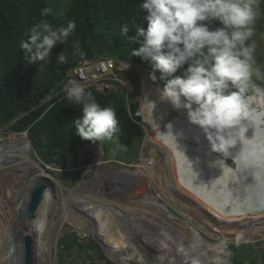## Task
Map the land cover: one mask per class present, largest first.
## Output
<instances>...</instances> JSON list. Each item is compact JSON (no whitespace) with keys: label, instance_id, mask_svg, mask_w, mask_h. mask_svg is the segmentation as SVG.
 <instances>
[{"label":"clouds","instance_id":"clouds-1","mask_svg":"<svg viewBox=\"0 0 264 264\" xmlns=\"http://www.w3.org/2000/svg\"><path fill=\"white\" fill-rule=\"evenodd\" d=\"M262 2L141 0L139 9L148 13L147 30L136 27L133 40L140 47L130 53L150 62V79L156 81L159 73V80L165 81L161 99L176 110L186 111L189 122L204 133L211 152L227 158L230 149L238 142L242 144V151L233 161L241 170L257 167L247 157L244 145L253 138L246 139L245 133L264 123V67L256 59L254 39L257 21L264 18ZM52 14L51 7L40 11L41 17ZM76 29L75 20L55 26L40 19L27 30L26 39L19 41V48L32 59L47 63L53 48L68 43ZM128 30L125 24L121 34ZM72 49L74 57L83 56L78 41L72 44ZM65 60L62 53L58 62ZM66 100L82 110V118L74 121L76 135L93 143L115 141L119 122L113 106H102L93 92L79 83L67 88ZM159 136L170 137L177 154L183 155L192 168L183 152L177 150L170 125L169 131L166 134L159 131ZM215 164L223 174L233 172L224 160ZM253 175L256 184L264 186L261 174ZM192 231L193 240L186 248L181 246L186 264H205L200 251L205 241L196 229ZM242 241L247 243L243 233H238L232 242L219 238L208 245L215 252L211 264H231L233 252L229 245L234 243L238 247Z\"/></svg>","mask_w":264,"mask_h":264},{"label":"rangeland","instance_id":"rangeland-1","mask_svg":"<svg viewBox=\"0 0 264 264\" xmlns=\"http://www.w3.org/2000/svg\"><path fill=\"white\" fill-rule=\"evenodd\" d=\"M68 1L70 0H59V2H54L52 6L56 7L59 5V12H64L66 9L65 5ZM261 7L262 9H264V2L261 3ZM254 39L257 44L256 59L259 64L264 67V18L257 21L256 34L254 36ZM98 58L99 57L84 59L80 61L75 67L83 65L84 63H91ZM116 62H118L117 65H120L119 63H123L125 66L129 65V63L126 62L117 60ZM71 70L69 71L67 79H69ZM120 70L123 71L119 73ZM119 71L116 72V75L122 81L127 82L126 85L128 86V90L127 87L124 86V84L122 86L120 85L121 87H117V89H124L126 93V99L129 98V102H131V104H136L137 110L141 114L143 120V122H140V124L143 129H146V135L144 134L142 140L139 143L134 142L133 146L127 150L118 147L119 144L114 143L113 146L110 147L108 154H105L102 148V143L88 144L89 146H99L102 152L101 154L103 165L100 168L91 167V164H93L94 161L92 159L91 152L89 151V149H87L88 145H86L73 157L74 159L71 164L72 169L70 167V169L68 170L61 169L59 166H55V164L48 165L44 163V161L39 158L34 149L32 150L31 148V159L33 160V162H36V164L38 163L39 166L41 165L40 162L45 164L47 174H45L44 172L43 173L48 177L50 176L49 178L53 179V181L58 182L63 189V191H56L54 183H47V191L49 193V196L46 199V202L42 204L45 210L46 218L43 217L42 219H37L36 221L27 220L28 216L32 212L30 204L28 203V193L30 192L29 189L31 187L37 186V184L39 183L38 180H43L44 183H46L48 180L36 179V182L35 179H33L37 174V170L35 169H28L25 174H20L21 172L9 173V171L7 170L0 169V190H2L4 187L3 183H10L14 184V189H19V192L21 194L28 195V199L26 202L28 203L29 209L25 208L23 214L16 215L17 222L21 223L23 226L28 221H34L27 226L26 230H24L27 233H34L30 229V226L36 224V227H38L37 222H41L42 229L36 230V233H34L37 241L36 254H39V257H37L39 262L37 264L43 263V255L38 243L39 241H42L43 234L45 233L43 231V228L47 225L45 224V219L49 221L50 218L53 219L52 226H54L56 232L55 235H57L54 245L51 247V256L49 257L52 259L53 264H58V255H61V253L64 264H91L90 261L86 259L87 254L91 255L94 258L95 264H117L116 261L106 255L107 253L104 251L103 246L99 244L95 237H92L91 235L87 236L84 233L81 234V232H87L88 227H90V231H92L93 228L97 227V231L102 233L103 238L108 239V245L112 247L114 246L113 252L116 255H118L117 246L121 248V253L125 257H128L130 254H132V252H137L139 258L136 257L135 259H128V264H164V262H167L166 260L170 259V257H174L173 254L176 253V251L181 252V247H179L177 243L184 242V240L180 239L178 241V237H180L179 234H182V232H174L173 230H176L175 226H171L170 224H168L167 219L162 216H160L161 218L159 217V215L157 214V210L150 208V198L153 197H157L156 202L167 208L169 213L173 215L176 220L183 221L185 224L191 227V229H196V231L199 232L200 236L204 238L208 243L214 244L217 239L222 238V232L217 229L208 227L199 218L194 217L190 212L187 211L188 208H191V205H189V203H187L186 201L173 202L171 197L165 192V188L170 182V179L167 178L168 176L165 175V169L166 167H168L166 164H168V161L165 160L164 151L161 152L156 148L158 147V145L155 142L160 144L165 150L168 149L166 147V145H168L167 143H165L164 141L160 142L158 140L157 133H159L160 131L161 133L166 134L169 130L168 126L171 123L170 121L167 122L168 125L166 122L162 123L164 122L162 121L164 119L163 116H161V119H159V117L154 118L152 109L149 106H144L141 102V95L144 91V85H142L143 77L147 76L146 78L149 79L150 83L157 86L158 84L150 79V75L145 70H143V68L133 66L127 69H123L122 67H119ZM91 87L93 89L100 88V86L97 88H95L94 86ZM160 88L163 89L164 87ZM117 89L116 92H118ZM127 106L128 104H126V108ZM172 115L173 114H171L169 118L172 117ZM162 124L163 126L167 125V129L161 127L156 128L157 125L161 126ZM0 128L3 127L0 126ZM159 138H165L166 140L169 137L159 136ZM166 141L169 142L168 140ZM19 142L22 141H15V144L19 146ZM14 149L16 148L13 147V150ZM170 152L171 159H169V161L173 159V163L174 165H176V152L174 150H171ZM2 161L3 158L1 162ZM181 166L183 168L185 165L181 163ZM106 167H112L114 169H122L126 167L128 171H134V173L124 172L125 179H123L120 184L115 185L111 182L110 174L106 171ZM138 167L142 171V174H138L137 176H135ZM185 167L186 169L183 168V171H180L178 178L182 176L183 178L189 179V181L193 179V182H195L196 179H194V176L192 174H190L192 179L188 178V174L192 172L190 170V166L186 165ZM86 168H88V170ZM83 169L87 171L84 174H82ZM175 169V172H177V167H175ZM63 171H77L79 175L77 178H71L68 181L67 179L60 178V172ZM175 172L173 173L176 176L177 173ZM37 175L40 176L41 173ZM68 176L71 177L70 174ZM80 176H82L83 179ZM80 179L82 180V182L80 185H78L79 181H81ZM33 180L34 183L32 185L30 184L31 187H28L27 183H32ZM217 183L218 182H216V184ZM173 184H177L178 186H180V181H175L173 182ZM76 185H78L79 187L77 189H74ZM50 186L53 187L51 188ZM71 189L74 190H72V192H69ZM160 191H163L164 193H161ZM172 192L173 194L176 193L177 197L181 198L179 196L180 193L176 191L175 186L172 187ZM83 195H93V198H90L89 200H81V196ZM95 195L101 197H96ZM191 196L192 198H194L193 200L199 202L200 204H203L205 210L214 213L215 215H217V217L221 216V214L218 213L212 206L206 204L194 195ZM105 199L109 200L111 204H114V201H117L118 203L119 201H121V203L124 205L125 212L127 211L126 213L130 214L131 212H134L130 215H125V218L121 215L120 219H116L117 227H114V230L112 231H110L112 229V221H114V219L120 215L119 213H121V211L118 209L119 207H107L105 203L99 202V200L103 201ZM84 200L85 202L90 201V203L85 204V202H83ZM85 207H87L88 209H86ZM37 211L38 210H35L34 213H36ZM222 214L224 218L256 215L248 214L229 216L226 215L227 211ZM201 216L207 219L211 224H217L216 219L208 217L203 213H201ZM22 217L24 218L22 219ZM220 221L221 223H223V227H225L223 229V236L230 242L234 241L235 236L238 233H243L242 231L246 229L242 227L243 229L241 231V229L236 228V230L238 231H235L232 230V226H225V220ZM225 223L227 224L228 221H226ZM79 228H81V232ZM70 233H75L78 237L79 242L81 243H92L97 248L101 258H98L97 255L92 251V249L84 248L79 250L76 247H72V249L69 251L62 250L61 246L59 245V241L64 235L70 236ZM21 235L22 234H19L20 237ZM243 235L247 240V243H244L242 241L238 247L235 246L234 243H230L229 245L233 252V256L231 257V264H264V225L261 229L258 230L257 234L251 231L246 234L243 233ZM19 236L15 237L16 239H18V241L20 239ZM119 236H122L125 240L123 239L121 241L120 238H118ZM122 249H125V251L122 252ZM68 253L71 255L70 257L66 256ZM158 253H161V256L163 257L162 260L157 257ZM179 257L180 255H176V257H174V263L181 264V261H179L178 259Z\"/></svg>","mask_w":264,"mask_h":264},{"label":"trees","instance_id":"trees-1","mask_svg":"<svg viewBox=\"0 0 264 264\" xmlns=\"http://www.w3.org/2000/svg\"><path fill=\"white\" fill-rule=\"evenodd\" d=\"M54 2L59 0H0V126L9 125L18 134L27 132L34 151L44 163L68 170L79 150L95 144L76 135L74 121L82 118V110L69 104L61 91L69 71L84 59L108 57L143 68L150 75V62L130 55L140 47L133 37L137 26L147 30L148 13L139 9L141 0H70L64 12H59V5L52 6ZM44 7H51L53 14L41 17ZM40 19H47L55 26L65 25L68 20H75L77 24L68 43L55 46L47 63L32 59L19 48V41L26 39L27 30ZM125 24L129 30L122 35ZM77 41L83 56L74 57L72 44ZM62 53L66 57L64 63L58 62ZM156 75L155 83L164 87L165 81L159 80V73ZM87 89L102 106L111 105L116 109L119 131L115 141L97 142L102 143L105 154L114 143L127 150L142 140L141 117L137 115L136 104L126 99L124 89L107 93ZM66 172H60V178L69 181L79 175L77 171ZM59 245L64 251L72 247L92 249L101 258L92 243L79 242L75 233L64 235ZM86 259L95 264L91 255L87 254ZM58 264H64L62 253L58 255Z\"/></svg>","mask_w":264,"mask_h":264},{"label":"bare ground","instance_id":"bare-ground-1","mask_svg":"<svg viewBox=\"0 0 264 264\" xmlns=\"http://www.w3.org/2000/svg\"><path fill=\"white\" fill-rule=\"evenodd\" d=\"M123 68L125 69V67H123ZM146 77H143L142 85H144V88H143L144 91H143V94L141 95V102L143 103L144 106H149L152 109V113L154 114V118L159 117V119H161V116H163L164 119L162 121H164V122H162V123H165V122L167 123L168 121H170L171 124H169V125L171 126L172 135L175 138L177 137L178 140H180L179 138L181 137V135H182L181 132L184 130V128L182 126H180L179 124H174V119L170 120L169 116L171 114H182V112H186V111L183 109L176 110L173 108V106L169 102L162 100L161 94H162L163 89L158 87L155 84L150 83L149 79ZM99 80L101 83L100 88H107L108 89L107 92H109L111 90L116 92L117 88L113 89L114 83L112 80L105 79L103 77L99 78ZM122 83L125 85V87H127V90H128V86L126 85L127 82L122 81ZM69 87L70 86L65 84L63 86L62 92L66 94V90ZM86 88H92V87L86 86ZM100 88L94 89V90L99 92V93H107V92L99 91ZM152 104L155 105L154 108H153ZM158 113H159V115H158ZM146 117H147V115H146ZM177 120H178V116H177ZM158 125L156 126V128L161 127V128L167 129L168 123L166 126H163V124L161 126H158ZM2 127L3 128H0V169L7 170V171H9V173H14V172L20 173L21 172L20 174H25V172L28 171V169H35V170H37V174L41 173L40 176L37 174H36V176H34L33 179H35V181H36V179H45L48 181L46 183H44L43 180H38L39 183L37 184V186H34V187L30 186V184L32 185L34 183V180L32 183H29V184L27 183L28 187L29 186L31 187L29 189L30 192L28 193L29 199H28V195L21 194L19 192V189H14V184L3 183L4 187L2 190H0V264H23L22 262L26 260V254L25 253L28 252L27 247L25 245V239L27 237H31L32 242H33L31 252H30L29 262L27 264H37L39 262L38 258H37V257H39V254L38 253H37L38 255L36 254V251H37L36 250V248H37L36 243H37V241H36V237H35L34 233H36V230L42 229L41 222H39V221L37 222L38 227H36L37 226L36 224H34L35 226L34 225L30 226V229L34 233H32V232L27 233L24 230H26L27 226L31 222H34L37 219L40 220L43 217L46 218L45 210H44V207L42 204L44 202H46V199L49 196V193L47 191V189H48L47 183H49V184L54 183L56 191H59V190L63 191V189H62V186L58 182L53 181V179L49 178L50 176L48 177L45 175V174H47L45 164L40 162V164H41L40 165L41 167H40L38 163L37 164H36V162L34 163L33 160L31 159V148L33 150V147H32V145H31V143L27 137V132H23V133L18 134V133L12 132L9 129V125L8 126H2ZM168 128H169V126H168ZM254 131H255V135H254ZM245 134H251L252 137L254 136L255 143H253L254 142L253 141V142L249 143V145L252 147V143H253L256 147L255 151L264 152V123L257 125L255 130L253 128L252 129L249 128ZM157 138L160 142L164 141L165 143L168 144V145H166V147L169 150L168 149L165 150L157 142H155V143L158 145V147H156V146L155 147L157 149H159L161 152L164 151L165 160L168 161L167 162L168 164H166L168 167H166V169H165V172H166L165 175L168 176V177L167 176L166 177L170 179V182L167 185V187L165 188V192L171 197L173 202H185L186 201L187 203H189V205H191V208H188V209L186 208L187 211L190 212L194 217L199 218L208 227L217 229L220 232H222L221 233L222 238H225L223 236L224 235L223 229L225 227H223V223H221L220 220H225L224 221L225 226H227V227L232 226V228H233L232 230L238 231V230H236V228H238V229H241V231H242L243 228H246L244 231H242L245 234L249 233L251 231L255 234L258 233V230L261 229L262 226L264 225V212L261 214H256V215H248V216L233 217V218H224L222 216L223 215L222 213H225L226 210H228V208L231 205L230 203H232V202L228 203V205L225 204L226 206H218V204H217L218 201L214 197V195H212V191H215V190L221 191V192H223L222 197H224V194H225L227 188H224L222 183L227 182L228 180L225 179V181H222V179L220 177H215L218 181H213L211 184V187H210V185H207V184H210L209 182L206 185H204L203 181H201V182L199 181L200 187L198 188L193 183V179L190 175L191 173L188 174V178L192 179L191 181H189V179H187V178H183L182 176L181 177L179 176L180 178H178L180 171H183V168L185 167L184 166L182 168V166H181L182 155H178L176 150H175V147L170 145L173 142L172 140L170 142H167L165 140V138H163V139L159 138V133H157ZM15 141H22V142H19V146H18L15 144ZM175 142H176L177 147L179 149L184 148V144H181L182 142L181 143L177 142V141H175ZM256 144L258 145V147L256 146ZM13 147L16 149L13 150ZM87 149H89V151L91 152V154H92L91 156H92V159L94 161L93 164H91V167L100 168L103 165V161H102V154H101L102 152H101L99 146L98 145H90V146L88 145ZM171 150H174L176 152V155H177L176 161L177 162L175 164L177 166L174 165L173 159L169 161V159H171V157H170L171 156V152H170ZM230 153L233 154V151H230ZM2 158H3V161L1 162ZM255 164L257 165V167H254L253 170H251L252 173H254V172L256 173L257 171L260 172L261 171L260 168L263 166L264 162L255 163ZM175 167H177V169H178L177 172H175V170H176ZM86 169L88 170V168H86ZM103 170H104V167H103ZM106 171L110 174V180L115 185L120 184L121 181H123V179H125L124 172L132 173V172L128 171L126 167L122 168V169H114L112 167L111 168L106 167ZM86 172L87 171H85L83 169L82 174H84ZM173 172L177 173L176 176ZM138 174L139 175L142 174V171L140 170L139 167L135 173V176H137ZM247 175L250 176V174H247ZM37 177H40V178H37ZM184 177H186V176H184ZM82 179H83V177H82ZM175 181H180V186H178L177 184H176L177 186L175 184H173V182H175ZM216 182H218V183L216 184ZM173 186L176 187V191L178 193H180L179 196L181 198L177 197L176 193L173 194V192H172ZM78 187L79 186H77V188ZM22 188H24V187H22ZM77 188H75V189H77ZM167 189H169V190H167ZM39 190H41V191H39ZM72 190H74V189H71L69 192H72ZM160 192L164 193L163 191H160ZM37 193L40 194V197L37 196L38 197L37 198L38 203L33 205L32 212L27 218V220H34V221H31V222L28 221L22 226L21 223L17 222L16 215L17 214H19V215L23 214L25 208L29 209L28 203L30 204V207L32 206L30 198H34V194H37ZM237 193L240 195L239 191H237ZM191 195L198 197L199 199H201L206 204L212 206L218 213L221 214V216L217 217V215H215L214 213H211V212H208L207 210H205L203 207V204H200L199 202L193 200L194 198H192ZM211 195H212V198L214 200L211 199ZM95 196L101 197L98 195H95ZM90 198H93V195L81 196V200H83V199L89 200ZM156 198L155 197L150 198V202H151L150 208L157 210V212H158L157 214L159 215V217L160 216L164 217L165 219H167L168 224H170L171 226H175L176 230H173L174 232H178V233L182 232V234H179L180 237H178V241L180 239H183L184 242L177 243V244L179 247L184 246L186 248L187 245L194 238L193 237V231H192L193 229H191V227H189L183 221L176 220L173 215L166 212L162 208V206L156 202ZM27 199L29 200L28 203L26 202ZM83 202H85V200ZM99 202L105 203L107 207H110V206H113L114 208L119 207L118 209L121 211V213H119L120 215L118 217H116L114 219V221H112V229L110 231L114 230V227H117V220L121 218V215L125 218V215L127 216V215H130L131 213H134V212H131V213L129 212L130 214L126 213L127 211L125 212L124 205L121 203V201H119V203L117 201H114V204L113 203L111 204L109 200L105 199L103 201L99 200ZM88 203H90V201L85 202V204H88ZM85 208L88 209L87 207H85ZM183 209H185V208H183ZM33 210L34 211L38 210V211L36 213H34ZM201 213L205 214L208 217H212V218L216 219L217 224L216 225L211 224L207 219H205L201 216ZM226 215H228V214H226ZM229 216H238V215H229ZM23 218L24 217H22V219ZM52 221H53L52 218H50L49 221H47L45 219V224H47L43 228V231L45 233L43 234L42 241H39V243H38V245L41 248L42 255H43V263L42 264H53L52 259L49 257L51 256V247L54 245V242L56 240L57 235H55L56 232H55L54 226H52ZM226 221H228L227 224L225 223ZM159 223H161V222H159ZM109 228H111V227H109ZM80 229L81 228H79V230ZM27 231H28V229H27ZM80 232H81V230H80ZM82 233L86 234L87 236L91 235L92 237H95L96 240L99 242V244L103 246L104 251L107 253L106 255H108L114 261H116L117 264H128V261H129L128 259H132V258L135 259L136 257L139 258V255L137 254V252H132V254H130L128 257L123 256L121 253V250H120L121 248H119V246H117L118 247V255H116L113 252L114 246L112 247V246L108 245L109 244L108 239L103 238L102 233L97 231V227L93 228L92 231H90V227H88L87 232H81V234ZM19 234H22L21 237L19 236ZM16 236L20 237L19 241H18V239L15 238ZM118 238H120L121 241L124 239L122 236H119ZM203 240L205 241V245L201 248L200 251H201V254L205 260V264H211V257H213L215 255V252L213 249L208 247V245H212V244L208 243L204 238H203ZM124 251H125V249H122V252H124ZM176 255L177 256L180 255V257L178 259H179V261H181V264H186V257L182 251L181 252L176 251V253H174L173 256L176 257ZM157 257L160 260L163 259V257L161 256V253H158ZM174 257L173 258L170 257V259L166 260L167 262H164V264H176V263H174V261H175ZM54 261H55V259H54Z\"/></svg>","mask_w":264,"mask_h":264},{"label":"water","instance_id":"water-1","mask_svg":"<svg viewBox=\"0 0 264 264\" xmlns=\"http://www.w3.org/2000/svg\"><path fill=\"white\" fill-rule=\"evenodd\" d=\"M99 91L107 92L108 89L100 88ZM138 115L141 117L139 111ZM170 118L172 120L174 119V124H179L184 128V130L181 132L182 135L179 138L180 140H178L176 137L175 141L180 143L182 142L181 144H184V148L179 149L177 147V150L183 152L187 160L191 163L192 168L186 162L184 156L182 155V164H184L185 166H190L192 171L191 174L194 176V179H196L195 182H193L195 186L199 188V181H203L204 185L209 182L210 184L207 185H210L211 187L213 181H218L215 177H220L222 181H225V179H227V182L222 183L224 188H227L224 197H222L223 192L218 190L212 191V195H214V197L217 199L218 203H216L218 204V206H226L228 205V203L232 202L230 203L231 205L229 204L230 207L228 208V210H226L228 215H248L264 212V186L256 184L254 175L251 172L253 168L241 170L238 169L237 165L233 163L234 159L242 151V144L238 142L232 149H230V151H233V154L230 153L229 157L225 158L222 156V154L211 152L210 145L204 133L198 126L193 125L189 122L186 112H182V114H173ZM141 122H143L142 117ZM143 130L144 134L146 135V130ZM251 137V134H245L246 139L250 140L253 138L252 142L254 141L253 143H255L254 137ZM166 140L170 142L172 139L168 138ZM253 143L252 147L249 145V143H246L244 145L249 161L255 163L264 162V152L255 151L256 147ZM172 146H174L176 150V145H174V142H172ZM256 146L258 147L257 144ZM218 160H224L226 166L233 168V172H225L223 174L222 169L215 164V162ZM184 169H186V167H184ZM260 169L261 171L259 173L261 174V177L264 178V164ZM247 174H250V176H248ZM81 182L82 180L79 181L78 185H80ZM78 185H76L75 188H77ZM236 190L240 192V195ZM39 193L34 194V198H30L32 205L31 209L33 208V205L38 203L37 198L40 197ZM212 195L211 199L214 200L212 198ZM161 206L166 212L169 213L167 208H165L163 205ZM25 245L28 252L25 253L26 260L22 262L23 264H27L29 262L30 252L33 245L31 237H27L25 239Z\"/></svg>","mask_w":264,"mask_h":264},{"label":"built area","instance_id":"built-area-1","mask_svg":"<svg viewBox=\"0 0 264 264\" xmlns=\"http://www.w3.org/2000/svg\"><path fill=\"white\" fill-rule=\"evenodd\" d=\"M117 63L116 60L108 57H99L91 63H84L71 70L69 79L66 80L65 84L71 87L74 84L79 83L84 86H94L97 88L101 86L99 78L103 77L113 81V89L121 87L123 83L116 75V72L119 71V67H125V69H127L128 66H125L123 63L117 65ZM121 71L123 70H120L119 73Z\"/></svg>","mask_w":264,"mask_h":264}]
</instances>
